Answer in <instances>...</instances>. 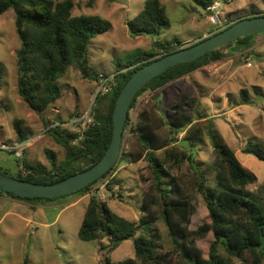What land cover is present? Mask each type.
I'll return each instance as SVG.
<instances>
[{"label": "rangeland", "instance_id": "1", "mask_svg": "<svg viewBox=\"0 0 264 264\" xmlns=\"http://www.w3.org/2000/svg\"><path fill=\"white\" fill-rule=\"evenodd\" d=\"M72 2L73 16H98L109 24V30L88 45V67L92 76L111 79L118 69L125 71L128 65H135L154 53L152 37H131L126 27V22L142 10L145 0H95L92 7L87 6L88 0ZM161 5L170 28L163 30L157 39L161 42L176 39L181 48L230 23L264 15V0H217L214 8L207 12L198 8L194 0H161ZM14 20L11 9L0 16V173L9 177L23 171V158L18 159L17 150L13 151L18 140L14 122H23L22 131L28 138L23 152L26 162L46 169L59 166L65 161V150L53 134L47 132V126L60 127L59 136L76 134L78 124L80 127L82 124L79 121L89 113L99 86V81L83 79L79 71L70 66L57 81L60 98L41 115L28 109L17 94L16 52L20 42ZM253 42L248 51L234 54L224 48L227 55L221 61L202 66L169 87L143 92L128 113L131 121L141 113L152 116L154 96L163 117H167V108L174 111L172 107L180 97L193 100L192 116H206L202 119L207 120L203 138L192 149L194 162L205 174L207 187L215 185L209 134L212 130L218 132L242 167L255 175L257 185L264 184V162L242 152L248 141L264 143V33L255 36ZM128 129L122 138V154L112 172L86 193L68 195L44 206L29 205L0 195V264H22L25 255H28L29 264H106L101 261L103 258L110 263L133 258L131 241H123L115 250L109 251L108 239L85 242L78 235L89 194L93 192L113 213L130 222H139L144 214L142 193L152 183V175L145 159L134 162L129 156V152H136V147ZM157 134L161 139L168 136L163 127ZM181 138L182 135L178 136V140ZM157 154L161 155L160 152ZM171 176L180 179L191 207L189 223L185 227L196 230L206 218V207L198 192L200 179L187 164L181 169L174 168ZM254 189L249 187L250 191ZM159 230L160 246L164 252L169 251L167 231L161 223ZM212 241L209 235L196 244L207 254ZM236 264L253 263L245 256L243 262Z\"/></svg>", "mask_w": 264, "mask_h": 264}, {"label": "trees", "instance_id": "2", "mask_svg": "<svg viewBox=\"0 0 264 264\" xmlns=\"http://www.w3.org/2000/svg\"><path fill=\"white\" fill-rule=\"evenodd\" d=\"M217 0H194L198 8L208 11ZM95 0H88L92 7ZM72 0H0V16L12 10L15 29L20 45L16 52L17 94L32 112L41 115L61 96L57 84L67 71L74 66L83 79L100 81L92 76L87 59L90 41L109 30V24L98 16H73ZM232 25L228 24L223 29ZM131 37L150 36L154 53L126 70L118 69L109 80L111 91L98 93L89 110L91 123L80 134L69 133L59 136L60 127L47 126L57 143L65 150V161L59 166L46 169L42 165H31L22 159L23 171L13 177L36 184H53L80 173L96 164L107 150L112 137V112L115 100L130 78L143 65L154 59L182 49L176 39L161 42L157 39L163 30L170 28L161 0H145L142 10L126 22ZM213 32L211 35L220 32ZM209 35V36H211ZM208 36V37H209ZM256 34L242 37L219 49L209 52L199 59L174 66L151 80L135 97L149 90L155 92L180 80L187 74L210 63L221 61L227 54L248 51L254 45ZM207 38V37H206ZM205 39V38H204ZM203 39H200L201 41ZM197 41V42H199ZM196 42V43H197ZM195 44V43H193ZM191 44V45H193ZM227 52V53H228ZM2 67L0 66V80ZM105 79L108 78L103 76ZM243 96L245 95L244 92ZM247 102V99H244ZM193 100L182 96L163 117L159 113L157 98L154 96L152 116L141 113L134 121L127 117L124 133L129 130L134 139L136 152H129L134 162L145 159L152 175V183L143 190L144 214L139 222H130L113 213L106 203L98 199L97 193H90L84 217L78 231L81 241L89 242L108 239V250H115L123 241H131L133 258L106 264H236L248 256L253 264L264 260V184L257 185L253 173L242 167L235 153L224 142L216 130L210 134L211 154L215 185L206 186V177L194 162L192 149L205 131V117H195L190 113ZM203 120L205 122H203ZM202 121V122H201ZM200 123V124H197ZM22 121L14 122L17 144L27 141L22 131ZM165 128L167 138L157 134ZM182 135L181 140L178 136ZM81 136V138H79ZM161 153L159 156L157 153ZM242 152L264 162V143L248 141ZM14 153V152H12ZM52 161V156L49 157ZM188 165L200 179L198 192L205 207V221L196 230L185 227L189 223L191 207L181 188L179 178L171 176L174 168ZM101 178L73 194H84ZM8 176V175H7ZM249 187H254L253 191ZM0 195L29 204L46 205L57 199L25 198L0 191ZM72 195V194H71ZM65 197V196H64ZM167 231L170 250L164 252L160 246L159 224ZM211 235L213 241L207 254L197 246V241ZM22 264H29L25 255Z\"/></svg>", "mask_w": 264, "mask_h": 264}, {"label": "water", "instance_id": "3", "mask_svg": "<svg viewBox=\"0 0 264 264\" xmlns=\"http://www.w3.org/2000/svg\"><path fill=\"white\" fill-rule=\"evenodd\" d=\"M264 33V15L247 17L193 45L160 56L137 69L120 90L112 112V137L102 158L83 172L53 184H36L0 173V191L25 198L57 199L76 193L111 171L121 153L125 123L136 95L154 78L180 64L193 62L242 37Z\"/></svg>", "mask_w": 264, "mask_h": 264}, {"label": "built area", "instance_id": "4", "mask_svg": "<svg viewBox=\"0 0 264 264\" xmlns=\"http://www.w3.org/2000/svg\"><path fill=\"white\" fill-rule=\"evenodd\" d=\"M214 8V6L212 7V8H209L208 9V11L210 10V9H213ZM100 78V81H99V86H98V90L96 91V94H95V96L98 94V93H100V94H105V93H109L110 91H111V86L109 85V78H104L103 76H100L99 77ZM85 119H83V121H79V122H81L82 124H81V127H80V124H78L79 125V129H78V131H77V134H80V133H82V131L91 123V118H90V114L89 113H86L85 114V117H84ZM81 119V118H80ZM79 138H81V136H79ZM26 147H27V142H25V143H22V144H18V145H16V147H14L13 148V151H14V149L15 150H17V152H16V155L18 156V157H20L21 155H22V153L24 152V150L26 149ZM12 149V148H11ZM18 150H21V152L20 151H18ZM15 153V152H14ZM19 153V154H18ZM112 172V170L110 171V173ZM109 173V174H110ZM109 174H108V176H109ZM107 176V177H108ZM112 177V176H111Z\"/></svg>", "mask_w": 264, "mask_h": 264}, {"label": "crops", "instance_id": "5", "mask_svg": "<svg viewBox=\"0 0 264 264\" xmlns=\"http://www.w3.org/2000/svg\"><path fill=\"white\" fill-rule=\"evenodd\" d=\"M219 4H220V6H223V4L221 3V2H218ZM18 145V144H17ZM3 199H5V198H3ZM10 199V198H9ZM16 201H18V200H16ZM20 202H22V201H20ZM24 203H26V204H28L27 202H24ZM30 205V204H29ZM42 206H44V205H42Z\"/></svg>", "mask_w": 264, "mask_h": 264}, {"label": "clouds", "instance_id": "6", "mask_svg": "<svg viewBox=\"0 0 264 264\" xmlns=\"http://www.w3.org/2000/svg\"><path fill=\"white\" fill-rule=\"evenodd\" d=\"M96 97V96H95ZM19 158V157H18ZM113 170V169H112Z\"/></svg>", "mask_w": 264, "mask_h": 264}]
</instances>
